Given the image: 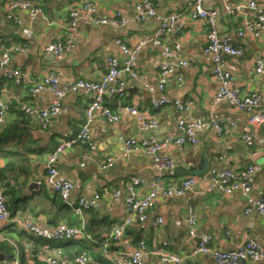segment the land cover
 <instances>
[{
    "label": "crops",
    "instance_id": "crops-1",
    "mask_svg": "<svg viewBox=\"0 0 264 264\" xmlns=\"http://www.w3.org/2000/svg\"><path fill=\"white\" fill-rule=\"evenodd\" d=\"M42 8L41 15L30 17L25 10L14 12L18 22L6 18L10 0H0V54L4 51L11 56L9 68H14L25 75V80L17 85L12 80H0L1 97L17 104L27 101L38 106H46L55 100V96L46 91L30 94L29 87L39 80L47 71L53 70L61 84H70L76 79L98 81L106 70V59L112 55L122 60L123 53L116 44L120 39L127 45H135L143 41L139 47L135 68L145 75L146 80L156 85L159 78V66L166 62L174 67V74L180 75L182 81L177 83L174 75L168 76L164 90L150 93L136 82L129 83L122 95H108L105 103L114 107L118 102L134 105L138 110L154 118L158 122L156 128L143 130L136 118L128 112H122L115 123L104 117L96 116L90 124L95 150L88 151L78 143L65 149L60 154L56 167L58 177L68 178L74 184L72 196L90 195L97 191L101 201L94 212L85 211L82 216L69 210L45 182L46 157L60 142L62 136L69 133L73 136L85 122V108L90 95L83 90L67 93L61 99L58 114L51 124L42 128L37 121L31 119L24 123L26 133L21 140V155L12 156L0 152V167L7 162L14 164L13 170L6 169L5 175L17 179L19 191L15 209L10 214V221L0 225V240L11 246L5 252L0 251V264H10L12 254L18 251L24 264H33V255L38 258L43 252L49 253L56 246L63 248V259L72 264L73 256L81 248H87L89 264H110L102 262L100 246H90L83 240L52 241L24 232L19 227L20 221L35 222L44 228H52L58 222L79 224L84 221L85 228L91 234L105 238L113 223L117 222L124 212L122 198L113 199L112 188L123 190L131 175H138L146 180L161 174L165 182L178 183L187 176L196 177L191 189L183 195L160 198L148 212L144 222L130 224L125 230V238L118 249L127 252L136 247L137 241L145 240L148 244L160 247L162 241H168V249L184 255L180 264H214L212 258L203 254L185 256L195 244L196 237L187 234V217L192 213L196 217L197 227L212 235L211 245L219 249L232 248L250 233L253 239L264 247V218L255 212L244 214L242 211L244 198L239 194H223L220 187L208 190L211 179L209 168L240 170L248 164L257 165L251 177L252 195L264 196V125L256 126L248 123L247 114L235 107L228 100L213 102L217 86L211 74V56L204 52L206 45L207 24L204 20L182 17V30L171 33L164 38L170 45L178 44L180 57L188 60L186 66H179L177 59H165L161 47L152 43V37L159 25V17L172 11H183L190 0H153L155 16L143 21L135 18L134 4L138 0H95L97 11L95 23L78 27L75 47L61 60L44 51L48 42L62 40L66 35L61 27L67 19L72 0H32ZM248 0H225L229 4L246 3ZM206 9L217 11L216 27L221 37L229 36L231 43L243 48L242 56H224L225 68L230 70L235 85L243 94L256 92L260 100H264V86L260 76L254 71L255 61H264V26L259 36L244 35L239 38L236 32L243 28L246 20L254 19L259 9L264 10V0H258L255 9L244 7L235 14L223 11L222 0H204ZM120 12L125 19L122 26L110 23L101 24L98 20L111 18ZM166 97L171 100L190 98L194 103L192 115L209 119L213 117L221 122L234 123L227 125L221 136L216 129L207 126L197 131L198 142L195 145H167L161 153L168 154L174 161L172 168L161 171L153 167L147 157L141 153H133L127 161L116 159L112 166L100 169L99 165L106 156L119 155L123 152L124 142L129 138L162 139L170 133L177 122V114L172 105L152 106L153 99ZM9 107L5 122H12L17 115L16 105ZM242 133L251 134L254 143L247 146L241 141ZM26 144L23 148L22 145ZM84 152L89 154L84 167L79 165ZM10 157V158H9ZM21 170V171H20ZM22 170H25L22 173ZM30 181L38 182L37 188L28 189ZM147 188L143 186L141 192ZM192 209V212L189 209ZM154 217H161L162 223L152 225ZM44 241L35 244L33 239ZM90 247V248H89ZM38 248V252H37ZM47 249V250H45ZM144 264H163L156 254H148ZM249 264H264V261H251Z\"/></svg>",
    "mask_w": 264,
    "mask_h": 264
},
{
    "label": "built area",
    "instance_id": "built-area-1",
    "mask_svg": "<svg viewBox=\"0 0 264 264\" xmlns=\"http://www.w3.org/2000/svg\"><path fill=\"white\" fill-rule=\"evenodd\" d=\"M204 0H190L188 6L183 11H172L159 17V25L155 30L152 43L161 47V53L165 59H177L179 66H186L187 59H179L180 51L178 44H168L164 38L171 33H179L182 30L181 19L187 15L191 19L204 20L208 27L206 37V45L204 52L213 55L211 74L216 78L217 86L213 96V102L228 100L234 103L239 109L248 113V123L256 126L264 125V102L263 106L259 104V94L256 92L243 94L235 85V79L230 70L225 68V64L221 55H242L243 50L240 47H234L231 38L219 36L216 27L217 11L214 9H206L203 5ZM223 1V10L226 14H235L240 12L245 6L255 9L258 0H248L245 5L240 3L229 4ZM16 10L27 11L30 17L42 14V8L35 4L32 0H10L6 18L11 22H18L14 12ZM255 19L246 20L243 28L236 32L241 38L244 35L259 36L264 24V10L259 9ZM97 11V3L95 0H72L70 4L67 19L61 26L65 31L62 40L46 43L44 51L52 54L56 59H63L76 44L79 25L91 24L97 22L94 19ZM135 18L143 21L149 16H155V2L153 0H138L134 4ZM101 24L110 23L114 26H122L125 19L121 17L120 12H116L111 18H102L98 20ZM143 41H139L135 45H127L120 39L116 40V44L123 53L122 60L115 56H108L106 59V70L100 80L90 81L76 79L70 84H61L57 74L53 70H49L39 80H36L29 87L30 94L40 91H46L55 96V100L46 106H38L27 101L18 102V109L24 116H29L37 121L42 127H48L55 116L58 114L61 99L69 92L75 90H83L90 95V100L85 108V122L79 127V130L70 136L66 133L62 136L60 142L49 152L46 158L45 182L58 194L68 208H72L75 213L82 216L85 210L98 209L101 196L95 191L90 195H79L76 198L72 196L74 190L73 182L68 178L58 177L56 162L61 153L65 149L72 147L78 143L85 146L88 151L95 150V141L92 137L90 124L96 116L104 117L107 121L115 123L120 120L122 112H128L133 115L139 127L143 130L156 128L158 122L147 116L146 113L138 110L134 105L117 103L111 107L105 103V97L108 95H122L124 88L132 82L140 84L150 93L156 91L162 92L170 74L174 75L177 83L182 81L180 75L174 74V67L163 62L159 66L160 78L156 85L150 84L144 74L137 71L135 61L139 47ZM11 56L4 51L0 54V74L3 78L12 80L19 85L25 80V75L17 69L9 68ZM255 74L261 77L264 86V61L258 59L256 61ZM170 104L176 111L177 122L175 127L168 135L162 139L155 138H129L124 142L123 152L119 155H108L99 165L100 169H106L113 165L116 159L127 161L133 153H141L149 159L154 168L161 171L163 169L172 168L173 159L161 151L169 144H175L182 147L185 144H197L198 138L196 132L207 126L216 129L217 134H222L227 125L234 126V123H226L215 119L199 118L192 115L194 110L193 101L190 98H182L171 100L166 97L153 99L152 106L159 107ZM9 102L4 100L0 95V124L6 120ZM241 141L247 146L254 143L251 134L242 133ZM89 154L84 152L79 162L84 167ZM257 165L251 163L244 169L239 171L228 169H213L210 174V185L208 190L220 187L223 194L230 195L239 194L244 198L243 213H257L264 218V196L257 198L251 193V177ZM196 182V177L187 176L186 179L178 184L165 182L161 174H157L148 180L138 176L131 175L125 183L123 190L112 188L110 194L113 199L122 198L124 202V212L120 220L114 223L110 228V239L114 242L123 241L124 231L129 224L135 222H144L148 218L149 210L160 198H170L183 195L187 190L191 189ZM145 186L147 190L141 192V188ZM5 183L0 177V225H6L11 219L7 206V197L5 195ZM192 212V209H189ZM161 217H154L152 225L162 223ZM189 226V234L196 237V245L190 250L191 255L203 254L207 255L214 261V264H249L251 261H264V247L257 243L251 236H246V240L237 245L236 248L225 250L216 249L211 245V235L208 232H197L196 217L190 213L187 217ZM19 227L26 233L35 237L52 241L65 240H85L93 241V236L86 230L83 219L79 224H66L58 222L52 228H44L35 222L20 221ZM82 224V226L80 225ZM249 234V233H247ZM245 234V235H247ZM2 237H0L1 239ZM109 240H103L102 252L106 259L112 264H144L147 253L143 246L136 247L129 252H119L109 249ZM166 244V242H165ZM164 250V251H161ZM154 250L158 252L159 260L163 264H179L181 258L175 254L169 253L167 249L161 248ZM47 264H67L62 257V252L58 246L51 249V254L47 253L42 256ZM10 264H20L18 251L15 250ZM72 264H89L87 251L81 250L72 260Z\"/></svg>",
    "mask_w": 264,
    "mask_h": 264
},
{
    "label": "trees",
    "instance_id": "trees-1",
    "mask_svg": "<svg viewBox=\"0 0 264 264\" xmlns=\"http://www.w3.org/2000/svg\"><path fill=\"white\" fill-rule=\"evenodd\" d=\"M224 11V10H223ZM255 19V18H254ZM0 80H8V79H5V78H3L2 77V75L0 74ZM124 93V92H123ZM115 96V95H114ZM193 101V100H192ZM11 102H9V107L11 106ZM194 104V103H193ZM13 106L12 107H14L15 105H16V108H17V115H15V118H14V120L12 121V122H3L2 124H0V152L1 153H8V151L10 150V151H12V152H9L12 156H16V155H21L22 153H19V149H22L21 148V145L19 146V143L21 142V140H23L24 141V134L23 133H26V129H27V127L25 128L24 127V125L26 124V123H28V121H30L31 119H33L32 117H29V116H24L23 115V113L18 109V104H12ZM9 107H8V111H9ZM35 120V119H34ZM25 123V124H24ZM38 125V124H37ZM241 140V139H240ZM191 145H195V144H191ZM22 147L23 148H25L26 147V144H23L22 145ZM56 147V146H55ZM10 158V157H9ZM47 158V157H46ZM13 168H14V164L12 163V162H6L5 164H4V166L3 167H0V177H1V179L4 181V183H5V195H6V197H7V206H8V209H9V214H11L12 213V211L15 209V207H16V203H17V201H18V196H17V192L19 191V183H18V181H17V179L16 178H14V177H11V176H7V175H5L4 174V172L6 171V169H10V170H13ZM21 171V170H20ZM24 171L25 170H22V173H24ZM62 200V199H61ZM63 201V200H62ZM64 203V202H63ZM64 205H65V203H64ZM66 206V205H65ZM67 207V206H66ZM68 208V207H67ZM69 210H71L72 212H74V210L70 207V208H68ZM97 209H89V210H85V211H87V212H94V211H96ZM84 211V212H85ZM83 212V213H84ZM75 213V212H74ZM76 215H78L77 213H76ZM11 216V215H10ZM122 217V216H121ZM120 217V218H121ZM120 218H119V220H120ZM118 220V221H119ZM117 221V222H118ZM116 223V222H115ZM135 223H139V222H135ZM114 224V223H113ZM112 224V225H113ZM133 224V223H132ZM111 225V226H112ZM128 226H130V224L128 225ZM127 226V227H128ZM126 227V228H127ZM111 228V227H110ZM126 230V229H125ZM188 230H189V226H188V224H187V234H188V236L190 237V238H194L193 236H191L190 234H189V232H188ZM196 230H197V232H201V230L198 228V227H196ZM92 236H93V241L91 240V241H88V243L90 242L91 243V247L92 246H100V247H102V242H103V240H109V246H108V248L109 249H114V250H116V251H119V252H121L119 249H118V247L122 244L121 242L122 241H120V242H114V241H112L111 239H110V237H109V235H110V230H109V233H108V235L103 239V238H101V239H99V237H97L96 235H94V234H91ZM124 238H125V231H124V237H123V241H124ZM31 239H33L34 241H36L35 242V244L37 245V244H41L42 242L44 243V241H40L38 238L37 239H34V238H31ZM42 240H43V238H42ZM70 241H74V240H70ZM75 241H77V242H79V243H81L82 241H83V239H81V240H75ZM165 242H166V244H165ZM196 243H197V241L195 242V244L192 246V248L196 245ZM168 245H169V242L168 241H162L161 243H160V247H155V246H153L151 243L150 244H148L145 240H143V239H140V240H138L137 241V244H136V247H141V246H143L146 250H158V249H161V248H164V249H167V250H169L168 249ZM59 247V246H58ZM136 247H134V248H136ZM90 248V247H89ZM133 248V249H134ZM192 248H190V250L192 249ZM8 249H10L11 250V246H10V244H8L7 242H5V241H1L0 240V251L1 252H5V251H7ZM59 249L61 250V252H62V257H63V248L62 247H59ZM45 250H47V249H45ZM81 250H85V251H87V254H88V250H87V248H81L80 250H78L77 251V253L73 256V257H75ZM131 251V250H130ZM37 252H38V248H37ZM127 252H129V251H127ZM101 253H102V262H108V263H110V264H112L111 263V261H109L108 259H106L105 257H104V255H103V252H102V248H101ZM121 253H123V252H121ZM46 252H43V254L38 258V256H37V254H34L33 255V257H34V259H36V260H34L33 261V264H47L43 259H42V256H46ZM12 256H13V254H12ZM88 257H89V254H88ZM12 259V258H11ZM19 261H20V264H24L23 263V260H21V258L19 257ZM145 262V261H144Z\"/></svg>",
    "mask_w": 264,
    "mask_h": 264
},
{
    "label": "bare ground",
    "instance_id": "bare-ground-1",
    "mask_svg": "<svg viewBox=\"0 0 264 264\" xmlns=\"http://www.w3.org/2000/svg\"><path fill=\"white\" fill-rule=\"evenodd\" d=\"M242 4H244L245 5V3H242ZM233 5H235V3L234 4H232V6ZM246 7V6H245ZM182 20V19H181ZM182 22V21H181ZM263 26H264V24H263ZM217 32H218V30H217ZM207 34H208V30H207V32H206V37H207ZM219 34V33H218ZM219 36H220V34H219ZM233 45V44H232ZM234 47H238V46H236V45H233ZM242 50H243V48H242ZM207 53V52H206ZM243 53H244V50H243ZM242 53V54H243ZM207 54H209L210 56H211V61H213V59H212V57H213V55L212 54H210V53H207ZM224 56H226V55H224V54H222L221 55V58H222V60H223V63L225 62V59H224ZM231 56H234V55H231ZM239 56H242V55H239ZM179 59H183L182 57H179ZM258 60V59H257ZM256 60V61H257ZM256 61H255V67H256ZM255 67H254V70H255ZM215 78V77H214ZM216 79V78H215ZM251 93H253V92H250V94ZM232 105H233V107H235V108H237V109H239L234 103H232L231 101H229ZM262 102H264V100L263 101H261L260 100V95H259V104H260V106L258 107V108H261V106H263V105H261V104H263ZM240 110H242V109H240ZM246 113V112H245ZM247 115H248V113H246ZM195 117H199V118H203V117H200V116H196L195 115ZM211 119H215V118H213V117H210V120ZM215 120H217V121H220V120H218V119H215ZM204 129V128H203ZM200 130H202V129H200ZM199 131V130H198ZM223 134V133H222ZM222 134H217L218 136H221ZM196 137H197V132H196ZM198 138V137H197ZM131 156V155H130ZM249 165V164H248ZM213 169H215V170H219L217 167H214V166H212V167H210L209 168V174H211V172H212V170ZM228 170H232V169H228ZM241 170V169H240ZM256 170V169H255ZM255 170H254V172H255ZM234 171H236V170H234ZM237 171H239V170H237ZM254 174V173H253ZM184 179H186V177H184V178H182V179H180L179 181H178V183H180L181 181H183ZM178 183H176V184H178ZM244 208V207H243ZM243 208H242V211H243ZM252 213V212H251ZM250 214V213H249ZM248 215V214H247ZM246 236H251L250 235V233L249 234H247V235H245L243 238H242V240L241 241H239V242H237L232 248H229V249H225V250H230V249H234V248H236L237 247V245L238 244H240V243H242V242H244L245 240H246ZM252 237V236H251ZM253 238V237H252Z\"/></svg>",
    "mask_w": 264,
    "mask_h": 264
},
{
    "label": "rangeland",
    "instance_id": "rangeland-1",
    "mask_svg": "<svg viewBox=\"0 0 264 264\" xmlns=\"http://www.w3.org/2000/svg\"><path fill=\"white\" fill-rule=\"evenodd\" d=\"M251 193H252V190H251ZM81 226H82V224H80ZM87 230V229H86ZM90 232V231H89ZM211 235V234H210ZM211 240H212V235H211ZM59 242V241H58ZM211 242V241H210ZM212 247H214V246H212ZM214 248H216V249H219V248H217V247H214ZM161 251H164V250H162L161 249ZM168 252L169 253H172V254H175V255H177V256H179L182 260H181V262L180 263H182L183 262V260H184V255H182V254H179V253H177V252H173V251H171V250H168ZM191 251L189 250V252H188V254L187 255H185V256H192L191 254ZM50 254H51V252H50ZM148 254H156L157 256H158V259H159V257H160V255H159V253L158 252H154L153 250H149V252L147 253V256H148ZM146 256V257H147ZM65 261V260H64ZM179 263V264H180Z\"/></svg>",
    "mask_w": 264,
    "mask_h": 264
},
{
    "label": "water",
    "instance_id": "water-1",
    "mask_svg": "<svg viewBox=\"0 0 264 264\" xmlns=\"http://www.w3.org/2000/svg\"><path fill=\"white\" fill-rule=\"evenodd\" d=\"M38 187V182L36 181H30L28 184V189L31 190L32 188H37Z\"/></svg>",
    "mask_w": 264,
    "mask_h": 264
}]
</instances>
